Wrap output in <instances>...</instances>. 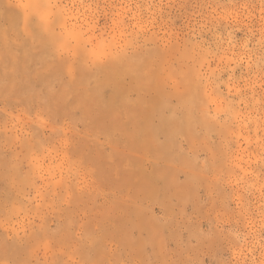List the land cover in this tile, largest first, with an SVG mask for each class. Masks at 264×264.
Listing matches in <instances>:
<instances>
[{
	"label": "rangeland",
	"instance_id": "obj_1",
	"mask_svg": "<svg viewBox=\"0 0 264 264\" xmlns=\"http://www.w3.org/2000/svg\"><path fill=\"white\" fill-rule=\"evenodd\" d=\"M27 1L0 0V264H264V0Z\"/></svg>",
	"mask_w": 264,
	"mask_h": 264
},
{
	"label": "bare ground",
	"instance_id": "obj_2",
	"mask_svg": "<svg viewBox=\"0 0 264 264\" xmlns=\"http://www.w3.org/2000/svg\"><path fill=\"white\" fill-rule=\"evenodd\" d=\"M38 0H28L27 2H26V7H30L33 11V13H38L39 15V17L40 18H43L44 19V21H46V19L48 18V10L46 9V6H45V10L43 9V8H41V6L43 7V5H41V6H39V2H37ZM44 1V0H43ZM45 2V1H44ZM45 5V4H44ZM25 6H22V7H24V8H26ZM21 7V8H22ZM24 8H22L23 10H24ZM31 9H29V10H31ZM29 10H27L26 9V12H25V10H24V14H26V13H29ZM43 11V12H42ZM45 11V12H44ZM41 14V15H40ZM47 14V15H46ZM28 14H26V16H27ZM23 16H25V15H23ZM25 16V17H26ZM46 18V19H45ZM39 19V18H38ZM42 19V20H43ZM43 21V22H44ZM24 23H27V21H24ZM44 24H46V22L44 23ZM44 27H45V25H44Z\"/></svg>",
	"mask_w": 264,
	"mask_h": 264
}]
</instances>
